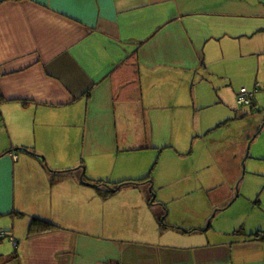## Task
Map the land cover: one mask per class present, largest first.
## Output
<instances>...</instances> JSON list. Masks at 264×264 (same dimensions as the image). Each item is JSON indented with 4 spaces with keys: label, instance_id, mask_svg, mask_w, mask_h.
<instances>
[{
    "label": "crops",
    "instance_id": "1",
    "mask_svg": "<svg viewBox=\"0 0 264 264\" xmlns=\"http://www.w3.org/2000/svg\"><path fill=\"white\" fill-rule=\"evenodd\" d=\"M261 69L264 0H0V234L16 240L0 236V264H264V195L221 233L209 216L162 229L168 193L151 201L137 158L184 156V111L205 94L240 107L230 73ZM36 217L59 230L31 235Z\"/></svg>",
    "mask_w": 264,
    "mask_h": 264
},
{
    "label": "rangeland",
    "instance_id": "2",
    "mask_svg": "<svg viewBox=\"0 0 264 264\" xmlns=\"http://www.w3.org/2000/svg\"><path fill=\"white\" fill-rule=\"evenodd\" d=\"M229 78L239 91L246 88L249 92H255V85L259 87L254 97L255 106L253 104L237 108L227 102L215 104L219 101L215 102L205 94L202 100L204 108L195 111L192 105L179 119V131L191 132L188 139L186 135L180 137L178 151L184 156L177 158L175 154H164L159 158L160 153L157 152L137 154V158L143 163V170L148 174L155 175L158 171L162 173L168 167L169 170L180 173L179 179H182L178 184L162 190L156 185L155 176L151 178L156 197L158 194L168 193V196H159L155 200L156 204H160L163 199L162 203L166 204L165 207L160 205L166 211L164 218L167 223L175 219L181 223V227H193V223L203 225L202 221L209 216L205 229L211 226L212 232L216 230L221 233L229 227L231 220L245 217L253 207H247L245 195L255 196V201L258 198L261 201L264 195V185L258 186V183L264 182V69L259 74L256 71L254 76L251 74L248 77L241 75L239 70H234ZM251 84V87L247 86ZM188 112L189 118H186ZM198 118L201 126L197 128ZM188 121L191 128H188ZM220 157H223L221 162ZM202 160L205 166L191 172L192 165H197ZM225 164H231L230 168ZM187 174L188 180L185 178ZM234 174L237 180L231 184L228 178L234 177ZM229 194L234 198L239 195L237 200L242 199L238 204L226 208V197ZM262 210L264 211L263 208Z\"/></svg>",
    "mask_w": 264,
    "mask_h": 264
},
{
    "label": "trees",
    "instance_id": "3",
    "mask_svg": "<svg viewBox=\"0 0 264 264\" xmlns=\"http://www.w3.org/2000/svg\"><path fill=\"white\" fill-rule=\"evenodd\" d=\"M257 89L258 88H256L255 93H256ZM254 97H255V95H254ZM82 169L84 170V168H82ZM72 172L73 171L62 173L61 176L62 177H66L64 175L70 174ZM54 175H56V174H53V176H52L53 180L52 181H56V180H54V178H56V177H54ZM61 176H58V177H61ZM151 178H152V176L150 175V176L140 180V182L141 183H145L144 185H148L149 184V189H150V193H151V196H152L151 201H153L155 199V192H154V189L152 188L153 182H151ZM110 185H111V187H109ZM91 186L96 188V189H98V192H100L102 194H105V193L102 191L101 187H106L108 189V191H105V192H106V196H108L107 195L108 193L109 194L118 193L122 188H124L126 186V184H125V182H121V183L119 182L118 184H113V185H112V182H92ZM165 213H166V211L164 210L162 215L156 214V215H158L157 217L160 220L159 223L162 226L161 227L162 229L163 228L164 229L168 228V225L166 224V220L164 218ZM57 230H59V226L58 225H56L55 223H53L50 220L43 219V218H40V217L34 218L32 220V222H31V226H30V234L31 235L49 233V232L57 231ZM261 233H263L262 236H263V239H264V232H261ZM257 235L259 237L261 236V234H259V233Z\"/></svg>",
    "mask_w": 264,
    "mask_h": 264
},
{
    "label": "built area",
    "instance_id": "4",
    "mask_svg": "<svg viewBox=\"0 0 264 264\" xmlns=\"http://www.w3.org/2000/svg\"><path fill=\"white\" fill-rule=\"evenodd\" d=\"M257 88L259 87L257 86ZM254 95H255V92H249L245 88L241 89L237 97L238 106H251L254 102ZM0 236L5 237L7 236V234L5 232H1ZM7 237L9 238L11 242L16 243V240L13 236L8 235Z\"/></svg>",
    "mask_w": 264,
    "mask_h": 264
},
{
    "label": "water",
    "instance_id": "5",
    "mask_svg": "<svg viewBox=\"0 0 264 264\" xmlns=\"http://www.w3.org/2000/svg\"><path fill=\"white\" fill-rule=\"evenodd\" d=\"M81 181H84V180H83V176L81 177ZM237 196H238V195H237Z\"/></svg>",
    "mask_w": 264,
    "mask_h": 264
}]
</instances>
